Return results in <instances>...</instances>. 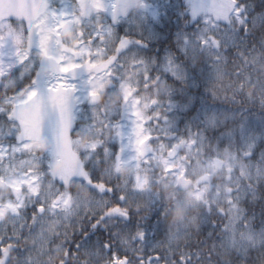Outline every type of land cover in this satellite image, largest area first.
Masks as SVG:
<instances>
[{"label":"snow or ice","instance_id":"obj_1","mask_svg":"<svg viewBox=\"0 0 264 264\" xmlns=\"http://www.w3.org/2000/svg\"><path fill=\"white\" fill-rule=\"evenodd\" d=\"M143 7V0H71L70 3L66 0H0V76L4 74L7 59L25 64L32 59V52L39 55V64L34 65V70L39 71L35 72L34 79L26 87L17 85L13 94L5 98L6 109H0L6 111L18 133L12 144L0 145V225L6 230L19 227L22 232L20 220L26 214L46 218L50 223L44 224L43 234L52 236L50 254L57 250L53 242L81 212L98 225L109 218L129 217L133 209L127 193L152 191L157 198L164 199L156 190L161 179L176 182L179 203L183 202L184 182L188 181L196 206L215 209L228 218L234 204V186L246 178L247 160L231 153L215 152L205 146L198 134L190 133L184 138L171 136L165 130L166 117L158 99L163 87L159 76H153L142 59H121L122 50L131 41L115 38L111 23L105 24V17L111 15L114 22L130 9ZM203 10L211 21L218 18L212 13L228 17L241 14L237 0H210ZM64 26L70 30L71 38L63 35ZM212 41V37L205 35L200 43ZM239 76L240 69H237L236 77ZM117 79L119 88L115 98L130 125L126 138L127 130L108 118L112 108L103 103L106 90ZM256 86L251 77L235 79L232 74L224 73L217 81L216 91L228 95L239 89L251 96ZM81 91L93 105L91 123L83 135L72 127ZM25 108L35 113V128L31 132L22 123L21 113ZM34 137L45 141L43 150L28 147ZM108 137L119 138L125 145L114 158L110 157L111 171L123 184V189L117 201L105 203L97 210V215L92 212L94 195L114 194L118 185L114 187L105 180L94 181L86 173L85 161L104 147ZM65 141L68 142V161L53 172V165L63 159ZM40 153L51 157L46 171L38 159ZM124 169L127 171H122ZM247 181L252 183L250 176ZM77 184L89 191L84 192ZM168 207L166 203V209ZM139 208L137 206L135 211L139 212ZM29 222L35 227V221L30 218L24 221ZM181 223L176 222L177 228ZM20 238L15 233L7 240L0 236V257L5 250L9 252L8 257L0 259V264H9L12 252L23 251L15 246ZM133 239H142V233ZM74 247L78 249L79 245ZM104 247L109 251L107 264H171L159 251L148 255L138 251L122 252L118 248L114 250L107 241ZM74 254L65 249L57 264H69L68 257ZM172 259L175 264H189L188 259L176 253Z\"/></svg>","mask_w":264,"mask_h":264},{"label":"trees","instance_id":"obj_2","mask_svg":"<svg viewBox=\"0 0 264 264\" xmlns=\"http://www.w3.org/2000/svg\"><path fill=\"white\" fill-rule=\"evenodd\" d=\"M209 2L143 0L145 7L130 9L114 22L109 15L105 17V24L111 23L115 38L131 41L122 50L121 59H142L152 75L159 76L163 87L158 99L166 117L165 130L171 136L184 138L190 133L198 134L205 146L215 152H228L247 160L248 164L251 162L264 167V0H237L240 16L212 13L218 17L215 21L209 20V14L203 10ZM67 31L70 32L68 28L65 29ZM71 35L70 32L66 37L71 38ZM205 35L213 38L212 43H200ZM38 64L39 61L18 62L0 76V109H6L5 98L13 94L17 85L26 87L31 83L35 72L39 71L38 68L34 70V65ZM237 69H240L239 77H236ZM224 73L232 74L235 79L251 77L257 85L254 93L250 96L239 89L228 95L218 93L217 81ZM118 88L117 79L106 90L103 103L112 108L108 118L121 123L126 115L115 98ZM92 113L93 105L86 99L77 103L72 120L76 133L84 134V129L91 123ZM21 115L26 130L31 132L35 128V113L25 108ZM17 135L6 111H0V145L12 144ZM67 143L65 141L63 159L53 165V172L60 169L62 162L68 161ZM45 146V141L39 137H34L28 145L40 150ZM121 151L118 138L108 137L104 147L85 161L86 173L94 181L105 180L114 187L118 185L114 194L94 195L92 212L97 215V210L105 203H115L123 189V184L111 171L110 159ZM38 159L46 171L51 157L40 153ZM102 160L106 162L101 163ZM245 176L242 181L245 188L238 199L241 223L259 230L264 228V176ZM248 176L252 183H248ZM175 183L160 180L156 190L164 199L157 198L152 191L127 193L133 209L127 219L109 218L96 225L81 212L62 230L63 235L53 242L57 250L52 254L48 251L51 234L45 236L43 232L46 230L40 232L39 222L44 217L26 214L20 220L22 232L19 227L6 230L0 225V236L5 240L14 233L21 236L15 246L23 251L12 252L9 264H57L65 249L75 253L68 257L69 264H107L109 251L104 247L106 241L113 245L114 250L118 248L122 252L138 251L148 255L159 251L171 264H175L173 253L188 259L189 264H264V240L242 250L228 247L225 243L228 218L205 206L189 208L188 216L193 219L175 238H171L175 222L169 219V215L177 216L180 204L176 199ZM188 183L184 182L183 198L186 192L192 191ZM76 187L89 191L79 184ZM234 192H237L236 188ZM166 203L169 205L167 209ZM137 206H140L139 212L135 211ZM29 218L35 221V227L31 222L24 223ZM138 233H142V239L134 240ZM8 256L9 252L5 250L0 259Z\"/></svg>","mask_w":264,"mask_h":264},{"label":"rangeland","instance_id":"obj_3","mask_svg":"<svg viewBox=\"0 0 264 264\" xmlns=\"http://www.w3.org/2000/svg\"><path fill=\"white\" fill-rule=\"evenodd\" d=\"M66 3H70L69 0H66ZM67 26H64V33L63 35L66 37V34L70 32H65V29ZM32 59L29 60L30 62H35L39 61V55L37 52H32L31 53ZM18 64L17 61H13L11 58L7 59L5 61V66L3 68V73H7L9 69ZM86 98L83 96V91H81V98L79 100H85ZM121 127L126 129L124 135L125 138L128 135V132H130V125L127 121V117L125 116L124 120L120 123ZM120 147L123 149L125 147L124 144L121 143V140L118 138ZM251 144V143H250ZM249 144V146H250ZM221 153H228V152H221ZM246 174H251L252 176L254 175H263L264 176V167L259 166L256 163H249L248 167L245 170V175ZM240 184V187L238 186ZM234 188L237 189V192H233V199H234V204L232 206V212L230 217H228L227 222H226V233H225V243L228 247L236 248L238 250H242L245 247L249 245H257L261 243L264 240V228L259 229V230H254L247 224L241 223L242 221V211L241 207L239 206L238 199L239 196L242 192V190L245 188V186L242 184L241 181H237L236 185ZM190 193V194H189ZM195 203L192 200V191H188L184 194L183 202L179 204L178 209H177V216H176V221L174 223V228L171 229L170 236L171 238H175L181 229L188 225L191 220L193 219L192 216H188V210L191 207H194ZM186 221V222H185ZM50 223V221H47L46 218L44 220H41L39 222L40 225V232H43L44 230V224L45 223ZM176 222H182L177 228Z\"/></svg>","mask_w":264,"mask_h":264},{"label":"clouds","instance_id":"obj_4","mask_svg":"<svg viewBox=\"0 0 264 264\" xmlns=\"http://www.w3.org/2000/svg\"><path fill=\"white\" fill-rule=\"evenodd\" d=\"M169 219H170L172 222H175V221H176V216H175V214H170V215H169Z\"/></svg>","mask_w":264,"mask_h":264}]
</instances>
